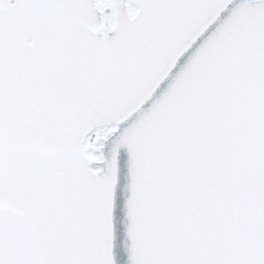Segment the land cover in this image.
I'll list each match as a JSON object with an SVG mask.
<instances>
[{"label": "snow or ice", "instance_id": "obj_1", "mask_svg": "<svg viewBox=\"0 0 264 264\" xmlns=\"http://www.w3.org/2000/svg\"><path fill=\"white\" fill-rule=\"evenodd\" d=\"M0 264H264V0H0Z\"/></svg>", "mask_w": 264, "mask_h": 264}]
</instances>
